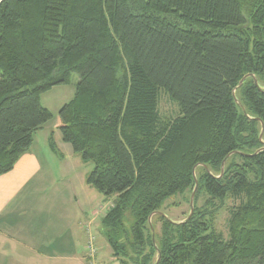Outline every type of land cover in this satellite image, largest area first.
<instances>
[{
    "label": "trees",
    "instance_id": "1",
    "mask_svg": "<svg viewBox=\"0 0 264 264\" xmlns=\"http://www.w3.org/2000/svg\"><path fill=\"white\" fill-rule=\"evenodd\" d=\"M72 73L58 129L93 162L86 184L116 196L100 223L119 264H264V0H0V175ZM195 181L188 218L157 213Z\"/></svg>",
    "mask_w": 264,
    "mask_h": 264
},
{
    "label": "crops",
    "instance_id": "2",
    "mask_svg": "<svg viewBox=\"0 0 264 264\" xmlns=\"http://www.w3.org/2000/svg\"><path fill=\"white\" fill-rule=\"evenodd\" d=\"M46 124L13 168L0 175V264H89L88 232L97 241L101 229L96 192L77 190L72 182L59 187L49 164L65 158H39L34 151L38 139L48 145ZM52 138L58 147L54 132ZM110 259L117 262L112 251Z\"/></svg>",
    "mask_w": 264,
    "mask_h": 264
},
{
    "label": "rangeland",
    "instance_id": "3",
    "mask_svg": "<svg viewBox=\"0 0 264 264\" xmlns=\"http://www.w3.org/2000/svg\"><path fill=\"white\" fill-rule=\"evenodd\" d=\"M77 80L78 74L72 73L68 83L55 85L50 90L40 95L41 104L52 114V117L46 124L45 128L49 130L50 134H53L54 132V137L58 143V147L56 146V149L52 150L49 143L47 145L45 140H43L42 143L40 139L37 141L36 138L37 142L33 149L38 154L39 158H65L63 163L55 160V162H51L49 164L53 167L52 171L60 177L56 182L59 187L67 188V182H72L74 188L77 190L91 188L93 192H96L98 200L97 204H100L103 207V210L97 217V221L99 223L101 216L112 207L116 200V196L114 194L104 195L86 184V176L93 168V162L84 161L81 159L79 153H74L70 144L62 141L61 133L58 129V111L64 103L72 98ZM158 111L163 117H173L178 114L177 104L171 101L167 94L163 91L159 94ZM63 167L67 168V170L64 171L62 169ZM190 195L191 193L189 191H185L182 193L177 192L168 196L163 202L160 212L164 213L166 217L172 221H180L184 219L190 211ZM205 198L206 195L201 194L197 200V205H203L206 200ZM236 203L237 201L233 199H225L224 203L221 205H219L218 201H215V209H213V223L217 231H219L224 237L228 236V208ZM129 222H131V219L128 218V222L126 221L127 226ZM93 228L95 227L93 226ZM99 228L101 227L99 226ZM159 229L160 224L154 223V230L156 233ZM95 246L97 247V251L95 253L96 255L94 259L88 261L89 264H119L118 262H113L110 259L111 248L106 240L105 233L102 228L98 230V238L97 241L95 240Z\"/></svg>",
    "mask_w": 264,
    "mask_h": 264
},
{
    "label": "built area",
    "instance_id": "4",
    "mask_svg": "<svg viewBox=\"0 0 264 264\" xmlns=\"http://www.w3.org/2000/svg\"><path fill=\"white\" fill-rule=\"evenodd\" d=\"M96 253V246H95V236L92 233L88 232L87 240H86V256L89 261L94 259Z\"/></svg>",
    "mask_w": 264,
    "mask_h": 264
},
{
    "label": "water",
    "instance_id": "5",
    "mask_svg": "<svg viewBox=\"0 0 264 264\" xmlns=\"http://www.w3.org/2000/svg\"><path fill=\"white\" fill-rule=\"evenodd\" d=\"M249 76V74L245 75L240 81H239V86L241 85L243 79L245 77ZM254 82L256 83V78H254ZM262 131H263V127L261 128V132L259 134V138H261L262 136ZM196 167V166H195ZM195 167L193 168V170L195 169ZM223 171V166L221 167V172ZM194 173V172H193ZM197 188V182L195 181V186L191 192V195H190V211H189V214L187 215V218L191 215V213L193 212V198H194V193H195V190ZM157 213H160L161 215H163L164 217H166V215L160 211H157ZM167 218V217H166ZM150 219V218H149ZM156 264V263H155Z\"/></svg>",
    "mask_w": 264,
    "mask_h": 264
}]
</instances>
